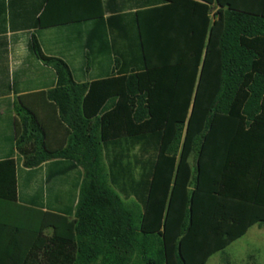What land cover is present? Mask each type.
<instances>
[{
	"label": "trees",
	"instance_id": "obj_1",
	"mask_svg": "<svg viewBox=\"0 0 264 264\" xmlns=\"http://www.w3.org/2000/svg\"><path fill=\"white\" fill-rule=\"evenodd\" d=\"M145 2L125 74L74 82L30 37L64 134L49 146L18 102L17 160L27 180L47 166L22 197L0 159V264H204L264 225V0ZM83 15L64 23L100 17Z\"/></svg>",
	"mask_w": 264,
	"mask_h": 264
},
{
	"label": "crops",
	"instance_id": "obj_2",
	"mask_svg": "<svg viewBox=\"0 0 264 264\" xmlns=\"http://www.w3.org/2000/svg\"><path fill=\"white\" fill-rule=\"evenodd\" d=\"M145 4V0H49L46 23L38 26L44 0H0V159L20 158L13 129V119H17L14 109L19 101L35 110L49 146L60 143L64 134V127L48 118L52 112L39 95L54 86V70L30 52V37L35 36L42 54L67 64L74 82L125 74L131 61L136 60L130 58V47L134 45L132 14ZM78 13H84L82 17L98 13L100 17L64 23L75 19L71 15ZM46 166L47 163H41L27 180V169L17 160L19 196H31L43 188ZM72 181H65L64 186H70Z\"/></svg>",
	"mask_w": 264,
	"mask_h": 264
},
{
	"label": "rangeland",
	"instance_id": "obj_3",
	"mask_svg": "<svg viewBox=\"0 0 264 264\" xmlns=\"http://www.w3.org/2000/svg\"><path fill=\"white\" fill-rule=\"evenodd\" d=\"M206 264H264V225H251L242 236L210 255Z\"/></svg>",
	"mask_w": 264,
	"mask_h": 264
}]
</instances>
